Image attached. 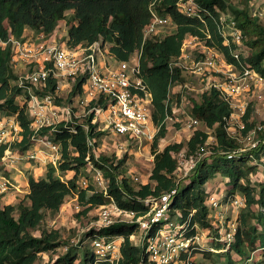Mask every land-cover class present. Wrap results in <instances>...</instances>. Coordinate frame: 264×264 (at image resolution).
Returning <instances> with one entry per match:
<instances>
[{"label": "trees", "instance_id": "trees-1", "mask_svg": "<svg viewBox=\"0 0 264 264\" xmlns=\"http://www.w3.org/2000/svg\"><path fill=\"white\" fill-rule=\"evenodd\" d=\"M178 0H0V113L6 112L16 116L22 128V140L18 143L21 151L27 150L36 136L30 128V119L25 105L16 103V97L22 94L17 85L18 75L11 63V38L20 39L26 30H32L44 37L52 36L62 20L67 21V44H91L96 41L110 44L111 53L119 60H128L137 50L142 49L140 58L142 76L153 97V123L159 128L152 144L154 167L151 182L134 187L122 176L119 168L125 162L127 154L115 164L105 156L96 159L89 141L96 140L101 133L96 132L93 124L94 112L90 113L84 124L62 123L51 135L61 145L62 158L58 167L48 166L44 178L28 179L29 204L2 205L0 200V264H35L42 253L60 248L64 245L57 232L43 231L35 236L47 211L57 213L66 196L78 194L83 205H101L113 199L124 210H133L138 214L147 212L142 203L150 197H158L173 189L176 195L170 202L172 220L186 221L190 226L198 225L208 234L218 235V226L210 217L205 185L217 177L225 180L228 196L241 192L246 200L240 211L235 241L231 251L226 252V264H240L232 258L235 253L241 258H250V254L262 252L264 261V182L258 190L251 183L250 175L257 172V164L264 151V131H259L258 145L247 152H239V145L228 135L227 119L232 113L230 106L219 98L215 89L203 92L197 100H192V112L208 128L214 129L217 147L201 159L192 173L185 179L176 182L174 172L177 168L175 154L183 149L182 143L167 145L158 149L159 141L166 134V118L172 114L169 101V88L175 82H184L182 71L172 66V62L181 53L183 40L196 36L204 40L207 46L215 48L227 60L239 69L248 67L264 78V23L252 12L253 0H197L200 17H189L179 12ZM151 9L169 15L175 25V31L167 36L151 39L142 43L143 29L150 22ZM68 12L70 14H68ZM222 13L231 14L241 30L249 56L241 55L240 60L232 56L233 45H225L219 27ZM8 42V43H7ZM1 43H7L2 46ZM83 80L74 84L71 95L82 92ZM15 83V84H14ZM56 80L48 79L47 87L42 94H54ZM36 92H39L36 90ZM58 103L60 100H57ZM94 103L91 104L93 106ZM250 111L245 118H249ZM88 126V130L84 128ZM76 133L70 131L71 128ZM253 127L247 126L246 130ZM51 128H43L38 135H47ZM207 140V134L196 131L187 143L189 151H195ZM96 144V142H94ZM5 146L0 148V158ZM89 156L98 168L102 169L109 180L107 196L92 193V186L78 189L81 169L86 167ZM61 174L74 171L68 180ZM228 191V190H227ZM91 192V193H90ZM212 193V192H208ZM257 193V194H256ZM258 206V210H254ZM18 212L15 218L14 212ZM254 220V223H253ZM164 225L160 222L149 231L154 236ZM138 231L137 224L115 223L106 228L91 229L86 237L93 235L122 236V258L118 264H152L148 261L145 245H135L130 236ZM188 235L195 233L188 227ZM220 247V244H216ZM75 248L46 264H94V258L87 253L81 257ZM205 258H211L212 252L203 250ZM244 260V259H243ZM102 264H109L103 262ZM242 264H247L245 261Z\"/></svg>", "mask_w": 264, "mask_h": 264}, {"label": "built area", "instance_id": "built-area-1", "mask_svg": "<svg viewBox=\"0 0 264 264\" xmlns=\"http://www.w3.org/2000/svg\"><path fill=\"white\" fill-rule=\"evenodd\" d=\"M177 8L179 12L189 17H200L197 0H178ZM150 12V22L143 29V44L148 40L169 35L167 29L175 27L169 15L160 14L153 9ZM219 27L224 38V44L234 46L231 52L232 56L236 60H240L241 55L246 57L244 55L247 52L245 39L234 17L229 13H222L219 18ZM39 38H43V40L30 42L27 41L26 36L9 40L13 68L15 64H22L27 69L24 74L18 77L17 85L22 88L25 95H20L23 100L20 105L26 106L30 128L36 135L32 139L30 147L22 151L25 152V157L22 159L28 162L31 160L39 161L42 156L39 155V148L42 146L48 150L49 165L56 167V161L58 164L60 163L62 158L61 145L54 142L49 136L38 135V133L43 128H51L50 132H53L60 124L73 122L69 121L70 108L58 103L56 93L65 84L73 88L78 79L84 81L82 92L78 96L81 95L82 104L88 107V111L94 112L93 124L98 118H102L105 130L120 136L126 135L136 142L152 140L156 136L155 127L158 130L159 128L153 123V97L141 71L142 49L137 50L128 60H119L111 53L110 44L100 40L73 47L67 43L57 44L54 36L44 39L45 37L40 34ZM7 43H3V45L6 46ZM190 50H197L201 56H198L195 61L191 60L188 54ZM172 66L180 69L183 75L191 73L198 79L200 78L203 86L197 91L201 94L210 89H215L219 98L232 109V116L237 111H240L241 114L245 113L246 107L245 104H241V98L250 90L251 84H254L255 87L264 85V78L260 74L247 66L239 69L234 64L228 63L219 51L207 46L204 40H200L196 36H188L183 40L181 53L172 62ZM50 77L56 80L55 93L44 95L42 92L47 87ZM191 86L190 82L173 83L169 88V101L176 87L191 90ZM36 90L41 93L36 92ZM92 103H94L93 106H91ZM170 107L172 114L166 118V122L168 119L172 121L174 117L178 121V116L175 115L179 113L183 116L182 124L192 135L202 125H205L192 111L189 113L177 112L172 104ZM84 128L88 130L87 125H84ZM257 129L261 131V127ZM19 131L22 134V128L18 122L16 125L14 122L11 123L8 117H0V148L5 146L0 162L6 169L12 168L20 162V158L15 157L14 151L11 149L13 142L18 141L19 137L22 136ZM70 131L76 133L73 127ZM16 136L18 137L16 138ZM21 140L20 138L19 142ZM249 140L252 141V148L250 149L256 148L258 140L257 142L254 141L252 134L249 135ZM33 142L40 147L31 148ZM94 142L95 140H90L89 146L98 159ZM206 145L207 143L199 147L197 156L188 165L184 161L178 162L175 157L177 160L176 171L179 165H183L186 169L184 176L180 178L177 177L176 171L174 172L176 182L188 177L190 175L188 172L193 171L196 164L204 158L202 155L206 152ZM182 154L183 152L180 151L178 156L181 157ZM86 160L88 171H91L94 185L98 188L96 191L92 190V193L98 192L107 196L109 180L104 175L103 170L89 160V156ZM260 161L264 163V151L261 153ZM79 181V190L89 188L90 185H88V180L85 177ZM11 186V179L0 173V194L8 193ZM176 191L173 189L158 197L143 200L142 203L148 209L144 214H138L133 210H124L113 199H110L99 206L98 220L91 224L92 226L87 229L85 235L93 228H106L115 223L137 224L138 231L130 236V241L139 238V245L146 246L145 252L148 261L152 264H201L194 261L195 251L230 252L231 245L235 241L238 222L237 220L224 221L222 219L221 211L224 206L221 196L219 197L212 192L209 193L206 201L210 217H214L215 224L219 228L217 236L206 240L211 241V243H218L220 247L210 246L203 249L202 244L206 231L201 230L198 225L190 226V219L180 223L172 220L169 215L170 202L176 195ZM223 199L234 211L240 212L246 205L243 195H225ZM75 207L78 210L81 208L80 204H76ZM160 222H164L163 227L150 237L149 231ZM188 227L195 233L188 235ZM178 228L181 231L175 233L173 230ZM103 236L86 237L91 240L93 245L96 256L94 264H102L103 262L118 264L122 258L121 245L124 238L106 235V239H103ZM68 249L69 246L66 247V252Z\"/></svg>", "mask_w": 264, "mask_h": 264}, {"label": "rangeland", "instance_id": "rangeland-1", "mask_svg": "<svg viewBox=\"0 0 264 264\" xmlns=\"http://www.w3.org/2000/svg\"><path fill=\"white\" fill-rule=\"evenodd\" d=\"M235 2H237V0H235ZM252 12H255L264 23V0H253ZM68 14L70 13L68 12ZM67 30V21H60L56 30L52 34L57 44L67 43ZM174 31L175 27H170L167 29L169 35ZM24 36H26L27 41L30 42L43 40V38H39L40 34H37L32 30L25 31ZM46 38L50 37H45L44 39ZM1 45L4 46L3 43H1ZM188 54L190 55V59L194 61L197 60L198 56H201V54L197 50H190ZM250 54L251 52L247 51L244 55L249 56ZM26 71L27 69L25 68V66L23 67L22 64L14 65V72L18 76L24 74ZM183 76H185L184 82H190L192 85V89L186 90V88L181 89L180 87H176V89L172 93L170 104H172L176 108L177 112L189 113L190 111H192V100H197L199 98L201 93L197 90L201 89V86L203 85L201 79H198V77L192 75L191 73H187ZM250 86V90L247 91L241 98V104H245L246 107L245 113L241 114L240 111H237L235 115H231L226 122L228 135L235 139V141L238 143L239 152H247L250 150V148H252V141L249 140V135L252 134V136L254 137V141L257 142L259 136V130L257 129L258 127H261V131H264V85L255 87L254 84H251ZM71 91L72 87L68 84H65V86H61L59 91L56 93V98L60 100L59 103L62 106L64 105L65 107L70 108V122L73 121L78 124H84L87 116L90 113L88 111L89 109L84 104H82L81 95L72 96ZM21 95L25 96L23 91ZM21 102H23V100L19 95L16 97V103L20 105ZM248 111H250V115L249 118L246 119L245 116ZM175 116H178V121L176 120V117H174L172 121L169 119L167 120V131L165 136L159 141L158 149L163 150L169 144L182 143L184 145L183 149L181 150L183 154L181 155V157H179L178 154H175V157L177 158L178 162L184 161V163L188 165L197 156L200 145L195 151L188 150L187 143L190 141L192 134L187 131L182 124L183 116L179 113H176ZM0 117H8L11 123L14 122V124L16 123L17 125L16 116L9 115L6 112H2L0 113ZM102 122V118H98L95 121V124L97 126L95 131L101 133V135L95 140L96 144H94L96 155L105 156L112 160L115 164H117V161L122 159L127 154L125 162L119 168L120 174L127 178V180H129V182L136 188L150 183V177L154 167V156L152 153V144L154 138L148 141L145 140L136 142L126 135L120 136L113 134L108 130H105L104 123ZM251 124H253V127L249 130H246L247 126ZM199 130L207 134V140L204 143H207L206 152L202 155L203 157H206L213 152L214 148L217 147L214 129L202 125L197 131ZM157 132L158 129L155 127V135L157 134ZM51 133L52 132L48 133L47 136H49L53 140V136L51 135ZM19 134H21V131H19ZM17 137L18 136H16V138ZM20 138L22 139V136L19 137V140ZM19 140L13 142L11 147L13 151L21 150V148L18 147ZM40 148L42 149V151L44 150V147L41 146ZM45 152L46 154H48L47 149H45ZM49 160V157H45V155H42L39 161L31 160L30 164H32L33 166L37 165L41 167V163L44 167L43 170H37L36 168V173L34 171L35 168L33 169L31 165L27 164V167H25V165H23V163L25 162H22L21 165L17 166V168H14L15 173L13 172L11 174L8 171L2 172L1 174L6 175L8 178H10V175H12V179L10 178L12 186L8 190V193H11L12 195L10 197V194H7V192L5 194H0L2 205H18L19 203L28 205L29 200L27 199V195L29 194V189L26 182L28 181L29 177L33 176L34 174L38 178H44L48 171L50 162ZM260 162L261 161H259V163L255 162V164L258 165L257 172L250 175L251 183L255 186L256 190H258L259 184L261 182H264V163ZM55 165L56 167L59 166L58 161H56ZM185 171L186 169H184L183 165H179V168L176 171L177 177H183ZM191 173L192 171H189L188 175ZM56 174L66 181L73 176L74 171H68L62 174L57 171ZM17 175L19 177H16ZM84 177L88 180V185L92 186L93 190H98V188H96L94 185L95 183L94 179L92 178L91 171H88V164L86 167L81 169L79 180L83 179ZM204 188H206L207 191V198L209 195L208 192H213L214 194L219 195V197L221 196L222 204L224 206L221 211L222 219L224 221L237 220L238 222L240 212L234 211L230 205H227L225 203V200L223 199V196L227 195L230 190L229 187L227 188L225 180L221 177H217V179H215L214 181H210L208 184H206ZM235 194L243 195L239 191H237ZM173 200L174 197L171 199V202H173ZM76 204H80L81 208L79 210L76 209ZM99 206L100 205L85 206L80 203L77 194H71L65 197L64 202L57 213L47 211L39 228L34 231V234L35 236H40L43 231L49 233L57 232L60 235L61 241H63L64 245H62L61 248H57L56 250L42 253L41 257L35 264H46L48 262L54 261L57 257L62 256L66 253V247L68 246L70 249L75 248L74 252H77V254H79L81 257H83L85 253H87L88 257L92 256L95 260L96 256L93 250V245L91 243V240L86 238L85 232L92 226L91 224H94V222L98 220ZM253 208L254 210H258V206H254ZM13 215L15 216V218H17L18 212L15 211ZM211 218L215 223L214 217L211 216ZM173 231L175 233H178V231L181 230L178 228L174 229ZM214 236V234L209 235L206 232V235L204 237L205 241L203 240L202 244L203 249H206L210 246L216 247V243H211V241L206 240L207 238ZM106 237L107 236L104 235L103 239H106ZM132 242L133 244H140L139 238L134 239ZM212 254L213 255L211 258H205L203 251H195L194 261L201 264H226V261L224 260L225 255H223L226 253ZM231 255L232 258L235 261L240 262V264H242L244 261L247 264H264L262 258L263 253L261 251L250 254L249 259L241 258L235 253H232Z\"/></svg>", "mask_w": 264, "mask_h": 264}, {"label": "crops", "instance_id": "crops-1", "mask_svg": "<svg viewBox=\"0 0 264 264\" xmlns=\"http://www.w3.org/2000/svg\"><path fill=\"white\" fill-rule=\"evenodd\" d=\"M27 31V30H26ZM40 146L37 144V143H32V146H31V148H35V149H37V148H39ZM45 149L46 148H44V150L43 151H41L42 149L41 148H39V150H40V156L41 155H45V157L46 156H48V154H46V152H45ZM13 155L15 156V157H19L20 158V162H18V163H16L12 168H8V169H6V168H4V166L2 165V163L0 162V173H2V172H5L6 170L8 171V172H10L11 174L14 172V168H17V166H19V165H21L22 164V162H25V163H23V165H25V167H27L26 165L27 164H29V165H31V167L34 169V171H35V173H36V171L39 169H41V170H43V166H42V164L40 163V165H41V167L40 166H33L32 164H30V162H28L27 160H25V159H22L23 157H25V152H22L21 150L20 151H14L13 152ZM28 162V163H27ZM36 168H37V170H36ZM15 173V172H14ZM11 177V179H12V175H10ZM16 177H19L18 175L16 176ZM33 177L35 178V179H40V178H38V177H36L35 176V174L33 175ZM41 178H43V177H41ZM26 184L28 185V181L26 182ZM28 189H29V185H28ZM7 194H10V197H11V193H7ZM6 194V195H7ZM13 197V196H12Z\"/></svg>", "mask_w": 264, "mask_h": 264}]
</instances>
